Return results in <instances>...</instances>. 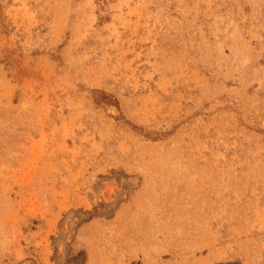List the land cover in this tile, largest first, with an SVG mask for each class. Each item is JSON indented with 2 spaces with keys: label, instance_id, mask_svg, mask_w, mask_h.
I'll return each instance as SVG.
<instances>
[{
  "label": "rangeland",
  "instance_id": "rangeland-1",
  "mask_svg": "<svg viewBox=\"0 0 264 264\" xmlns=\"http://www.w3.org/2000/svg\"><path fill=\"white\" fill-rule=\"evenodd\" d=\"M0 264H264V0H0Z\"/></svg>",
  "mask_w": 264,
  "mask_h": 264
}]
</instances>
